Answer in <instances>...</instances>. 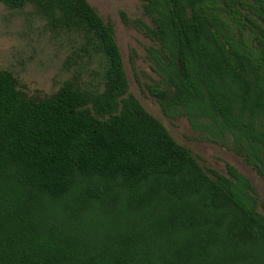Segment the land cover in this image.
<instances>
[{"label": "trees", "instance_id": "16d2710c", "mask_svg": "<svg viewBox=\"0 0 264 264\" xmlns=\"http://www.w3.org/2000/svg\"><path fill=\"white\" fill-rule=\"evenodd\" d=\"M0 3L33 6L106 64L103 92L77 75L44 99L0 70V264H264L251 180L203 168L130 93L113 25L88 0ZM143 12L164 114L231 136L264 179V0H144Z\"/></svg>", "mask_w": 264, "mask_h": 264}, {"label": "rangeland", "instance_id": "374dc122", "mask_svg": "<svg viewBox=\"0 0 264 264\" xmlns=\"http://www.w3.org/2000/svg\"><path fill=\"white\" fill-rule=\"evenodd\" d=\"M105 22L113 25L133 94L169 130L173 138L188 147L206 170L228 175V166L248 177L264 203V179L235 152L233 139H219L195 129L186 116H166L149 92L150 86L165 88L156 71L152 50L158 44L147 34L151 19L143 12L144 0H88ZM83 37L74 31L53 29L28 5L10 9L0 3V70L10 72L19 88L30 98L54 95L66 81L79 75L83 90L98 94L104 89L106 64L101 55L84 51ZM71 62L70 68L66 67ZM263 210V209H262Z\"/></svg>", "mask_w": 264, "mask_h": 264}]
</instances>
